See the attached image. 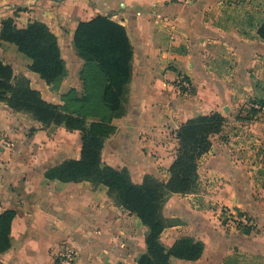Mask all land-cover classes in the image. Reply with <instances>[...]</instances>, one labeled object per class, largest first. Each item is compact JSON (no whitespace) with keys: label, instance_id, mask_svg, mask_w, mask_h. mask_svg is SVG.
Wrapping results in <instances>:
<instances>
[{"label":"crops","instance_id":"crops-1","mask_svg":"<svg viewBox=\"0 0 264 264\" xmlns=\"http://www.w3.org/2000/svg\"><path fill=\"white\" fill-rule=\"evenodd\" d=\"M97 15L124 25L134 52L112 121L117 131L102 150L104 163L128 169L135 183L148 174L166 181L179 127L198 114L229 110L200 161L197 190L172 194L164 205L172 223L161 235L166 246L183 236L205 244L199 259L172 257L171 264H264V41L257 32L264 0H0V34L6 18L20 28L45 22L63 58L68 50V78L60 91L83 93L85 59L74 37L81 21ZM6 50L22 55L0 38V53ZM23 73L38 77L32 86L47 97L52 86L35 72ZM181 75L192 81L190 96L176 86ZM58 94L45 99L58 103ZM250 98L261 102L252 106L255 116L248 105L233 108L237 99ZM25 115L0 101V214L16 212L11 247L0 253V264H56L65 246L76 251L75 264H138L147 251L148 227L117 204L107 186L46 176L63 161L80 158V132ZM225 209L249 214L258 227L245 233L232 226Z\"/></svg>","mask_w":264,"mask_h":264},{"label":"trees","instance_id":"trees-1","mask_svg":"<svg viewBox=\"0 0 264 264\" xmlns=\"http://www.w3.org/2000/svg\"><path fill=\"white\" fill-rule=\"evenodd\" d=\"M257 32L264 41V21ZM0 38L14 43L30 58V69L47 84H58L65 75L66 64L58 37L45 22L35 20L20 28L13 18H6L2 21ZM74 43L85 59L81 71L83 93L73 88L64 94V104L52 103L32 86L26 75L16 74L13 66L0 56V101L18 112L30 114L44 126L63 125L69 131L81 132L80 158L63 161L50 168L46 176L107 186L116 203L136 214L148 227L147 251L139 257L138 264H171L172 257L199 259L205 248L201 240L183 236L169 247L162 242L163 231L172 225L163 209L172 194L197 190L200 161L211 149L212 137L223 129L227 118L220 111H212L188 119L177 130L179 147L167 180L148 174L141 183H135L128 169H116L102 160L106 138L117 131L112 121L121 108L124 87L132 73L134 52L127 30L110 17L97 15L78 24ZM251 112L257 113V109L251 108ZM15 215L12 209L0 214V253L11 247Z\"/></svg>","mask_w":264,"mask_h":264},{"label":"rangeland","instance_id":"rangeland-1","mask_svg":"<svg viewBox=\"0 0 264 264\" xmlns=\"http://www.w3.org/2000/svg\"><path fill=\"white\" fill-rule=\"evenodd\" d=\"M238 9H240V8H238ZM219 56L222 58V57H224L225 56V51H224V49L221 47L219 50ZM6 53H7V55H6ZM6 53L5 52H3L2 54L0 53V56H1V58H3V60L5 61V62H8V59H10V62L12 63L11 65L13 66V68H14V71H15V73L16 74H24L23 72L25 71L27 74H30L31 76H33V71L30 69V64H28V60H30L26 55H24L23 53H21L22 55H19V56H17L16 54H14L13 52H11L10 50H6ZM24 56V57H23ZM219 56H218V54H217V58H219ZM28 58V59H27ZM66 58V59H65ZM65 58H64V60H65V64H66V73H65V75L63 76V79H61L60 80V82L58 83V84H55V85H53V84H48V85H51L52 86V89L50 88L49 89V92H45V95H47V97H49V100H54V97H53V92L54 91H59V94L58 95H55V99L56 100H58V103L57 104H64V101H63V96H64V94H66L67 92H68V89L67 90H63V91H60V90H62L61 89V86H62V83H63V81H64V79L65 78H68V50L66 51V54H65ZM70 60H71V58H69ZM84 63H85V61H84ZM84 63H83V65H84ZM208 63V65H209V63H211V61H208L207 62ZM82 69H83V66H82V68H81V71H82ZM78 70H79V68H78V66H77V70L75 71V72H78ZM81 71H80V76H81ZM256 71V73H257V71L258 70H255ZM25 75V74H24ZM27 76V75H26ZM39 76V75H38ZM29 79H30V81H31V84H33L34 85V83H36V79L38 78V77H35V79H33L32 77L30 78L29 76H27ZM190 80V79H189ZM191 81V80H190ZM83 82V81H82ZM192 82V81H191ZM68 83V82H67ZM255 83H257V81H255ZM193 85V84H192ZM194 91H195V89H194V86L192 87V91H191V94H189L188 96H190V95H192L193 93H194ZM43 95V94H42ZM43 97L44 98H47V97H45L44 95H43ZM239 99H237L236 100V102H234V109L235 110H237V109H239L240 107H242V108H248V107H246V105H248V106H250L248 109L250 110V108H252V106L254 105V104H258V105H260L261 103H260V101H258V100H252L251 98L250 99H248V100H239ZM50 102H52V101H50ZM5 103V102H4ZM52 103H55V102H52ZM260 103V104H259ZM237 104H239V105H237ZM226 111L228 112L229 110H227V108H222L221 109V113L222 114H225L226 113ZM233 112V111H232ZM24 113V112H23ZM24 114H26L25 116L26 117H28V118H30V117H32L30 114H28V113H24ZM241 112L240 113H238L237 114V116H240L241 118L243 117V116H245V113H242L241 115ZM257 113H252L251 112V115H252V117L253 116H255ZM231 114L229 113L228 114V118L229 117H231L230 116ZM50 126H52V127H55L56 125H54V124H52V125H50ZM80 132V131H79ZM80 134H81V132H80ZM249 259H250V257H248ZM248 263H249V261H248ZM247 263V264H248ZM250 264V263H249Z\"/></svg>","mask_w":264,"mask_h":264},{"label":"built area","instance_id":"built-area-1","mask_svg":"<svg viewBox=\"0 0 264 264\" xmlns=\"http://www.w3.org/2000/svg\"><path fill=\"white\" fill-rule=\"evenodd\" d=\"M176 86L179 91L185 95L191 94L192 82L185 76L181 75L176 80ZM256 107H259L258 105ZM227 223L238 229L255 231L258 227L256 219L245 212L224 210ZM77 259L76 251L68 246L62 248L56 257V264H75Z\"/></svg>","mask_w":264,"mask_h":264},{"label":"water","instance_id":"water-1","mask_svg":"<svg viewBox=\"0 0 264 264\" xmlns=\"http://www.w3.org/2000/svg\"><path fill=\"white\" fill-rule=\"evenodd\" d=\"M199 115V114H198Z\"/></svg>","mask_w":264,"mask_h":264}]
</instances>
